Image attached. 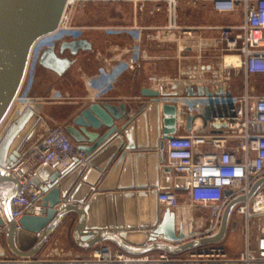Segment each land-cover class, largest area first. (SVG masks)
<instances>
[{"label":"water","instance_id":"1","mask_svg":"<svg viewBox=\"0 0 264 264\" xmlns=\"http://www.w3.org/2000/svg\"><path fill=\"white\" fill-rule=\"evenodd\" d=\"M66 3L67 0H0V126L21 89L32 49L37 41L57 30ZM65 49L77 54L80 49H91V44L84 38L63 40L59 50L54 46L43 49L39 63L62 73L70 64L68 58L61 57ZM188 92L209 97L215 94L208 86L198 87L197 91L191 87ZM141 95L148 97L149 102L143 103L134 115H130L131 109L125 103L96 101L85 104L65 123L66 131L84 156H74L64 169H59L58 163L31 168L29 184L40 190L38 198L44 210L41 215H23L18 224L11 216V203L21 182L5 175L2 169L12 168L25 157L21 148L42 116L28 105L11 119L0 135V209L4 212L0 217L1 257L6 254L1 246L3 239L15 254L35 256L70 212L78 215L74 234L77 243L84 247L111 240L129 253L192 249L195 250L192 254H201L204 251L200 246L223 240L229 213L243 198L228 203L215 235L195 237L186 232L183 223L177 225L172 209L163 210L159 205L160 190L173 187L171 177L161 174L160 163L167 140L177 132L179 113L186 118V128L192 130L195 113L201 117L203 126H209L213 117L235 115L229 110L232 102H217L190 111L188 107L179 110L175 104L162 103L158 89L143 87ZM186 110L190 113L186 114ZM213 122L218 131L227 126L225 121ZM29 169L23 167V171ZM184 184L183 178L175 179L176 188ZM114 189L117 191H110ZM105 191L110 192L108 197L116 203L117 216L121 212L117 203L119 199L123 201L124 220L115 217L112 223H100L91 215L97 198L94 194ZM89 193H93L91 200L80 206ZM230 193V189L225 190V196ZM158 238L165 243L157 242Z\"/></svg>","mask_w":264,"mask_h":264},{"label":"crops","instance_id":"2","mask_svg":"<svg viewBox=\"0 0 264 264\" xmlns=\"http://www.w3.org/2000/svg\"><path fill=\"white\" fill-rule=\"evenodd\" d=\"M157 6H160L159 10H156ZM190 13H193V16L196 15L197 18L190 20ZM177 15V24L181 26L233 25L239 24L243 20L241 10L219 13L209 4L194 7L190 4V0H178ZM72 23L76 27V31L84 29V33L76 38L86 39L91 44V49H80L77 54H71L69 49H65L61 57L68 58L70 64L62 73L41 65L39 63L40 53L38 57L40 68L32 80L33 87H31L32 94L39 97L40 100L35 105L31 103V100L26 106H32L42 116V119L21 148V153L26 157L32 148L41 144L43 136L53 127L51 121L59 122V124L70 122L79 110L90 102L125 103L131 109L130 115H134L143 103L149 102L148 97L141 95V89L151 87L160 91L162 103L175 104L179 110L181 107L205 104L203 95L200 93L189 95L188 91L191 87L197 91L198 87L210 86L207 84L210 83L208 79L196 84L182 80L184 73L180 69L182 60L190 58V55L195 53L199 55V52L195 49L182 51L180 30L167 29L169 12L166 1L82 0L75 6ZM134 24L143 27V31L138 37L133 36L124 28ZM173 32H176V37ZM201 36L213 38L217 37L218 33L215 30L204 29L201 31ZM72 39L75 38H63L54 47L59 50L63 40ZM221 57L222 54L218 48L204 51L202 55L198 56V63L210 65V69L206 73L211 76L218 66L222 70L224 69V66H220ZM131 58L137 59L133 69L128 67ZM226 70L224 69L225 72ZM231 71L232 76L228 89L225 86L218 88L211 85L210 90L218 91L220 89L223 94L228 91L231 94H242L246 88L245 69L236 68ZM152 77H157V81L151 80ZM248 88L252 97L264 96V73L249 75ZM53 92L56 93V96L51 97ZM189 113L190 111L186 110V114ZM195 118L194 129L188 130L186 118H183L179 113L175 135L191 133L209 135L214 132L211 126L202 125L201 117L196 113ZM75 143L77 147L78 143L76 141ZM204 148L215 151L209 145ZM226 148L237 156L241 154L238 138H230L226 143ZM76 156L82 158L84 155H81L77 149ZM166 159L165 149L162 153L160 171L162 175L171 177L173 183L171 189L164 190H173L179 197V206L172 208L176 213L177 225L183 223L186 232L194 234L195 237L215 235L219 230V225H216L211 209L194 203L182 187L176 188L177 175L165 170L162 166ZM27 168L31 170L35 167L28 165ZM108 191L94 194L97 198L93 204L91 215L100 223H112L115 217L116 220L117 218L124 220L123 201L119 199L117 203L121 211L117 216L114 212L116 203L108 197V193H110ZM110 191H117V189ZM92 194H86V199L79 205L83 206L91 200ZM99 195L101 198H98ZM159 205L163 210L167 209L160 203ZM77 219L78 215L75 212H70L57 224L40 251L34 256L40 261V264H64V261L69 258H86L102 247H108L112 253L122 252L135 258V264H223L222 261L209 258L205 254H192L195 251L192 249L186 251L152 249L143 253H129L119 248L111 240H102L92 246L84 247L78 244L75 239L74 229ZM243 231V216L235 210L230 211L226 235L220 242L225 247L228 257L237 258L242 252L244 248ZM258 236L259 231L253 223L251 228L253 244ZM35 240L29 247H32ZM157 242L165 243L162 238H158ZM166 243L172 244L171 242ZM214 245L213 243L205 244L199 249L207 251ZM1 246L6 251L5 256H17L7 246L5 239L2 240Z\"/></svg>","mask_w":264,"mask_h":264},{"label":"built area","instance_id":"3","mask_svg":"<svg viewBox=\"0 0 264 264\" xmlns=\"http://www.w3.org/2000/svg\"><path fill=\"white\" fill-rule=\"evenodd\" d=\"M76 1L67 0L54 33L62 29L76 30V27L68 25L70 7ZM155 1H166L169 12L167 29L180 30L182 51L195 49L202 55L204 51L218 48L222 53L219 64L228 71L225 72L218 66L211 75L212 78L208 79L210 83L207 84L218 88L225 86L228 89L231 70L245 69L246 88L242 94H231L230 91L218 94L220 89L211 90L215 93L214 96H202L206 101L204 105L199 103L195 107L188 106L190 111H194L217 102L231 101L233 106L229 110L235 112V115L213 117V121H225L227 126L218 131L211 121L209 126L214 130L212 134L191 133L175 135L168 139L167 159L162 166L184 179L182 189L190 195L194 203L211 209L219 227L228 203L243 198L231 209L241 214L244 219V248L240 255L237 258L228 257L225 247L220 243L222 240L213 243L214 246L199 255L205 254L209 258L222 261L223 264H264V96L252 97L248 88L249 75L264 73V0H190L194 7L209 4L219 13L237 10L243 13V20L239 24L210 26L178 25V0ZM159 9L160 6H157L156 10ZM124 28L136 37L143 31V27L137 24ZM204 29L215 30L218 36L202 37L201 31ZM173 35L176 37V32H173ZM233 56L238 57V62L229 67L226 65V59ZM136 63L137 59L131 58L128 67L133 69ZM203 65L200 72L191 73L193 78L198 73L202 77L210 69V65ZM151 80L157 81V77H152ZM199 82L196 81L194 84ZM230 138L239 139L241 152L239 156L227 150L226 143ZM206 145L215 151L206 150L204 148ZM76 154L75 141L66 131L65 124H59L46 132L41 144L32 148L27 157H23L10 169H2L5 175L15 177L21 182V188L11 203V216L17 224L23 215H41L44 210L38 198L40 190L29 184L32 170L23 171V167L58 163V168L64 169L71 164ZM80 154L84 155L83 152ZM226 189L231 190L228 196H225ZM158 201L163 207L170 209L179 206V197L173 190H160ZM3 215L4 212L0 209V217ZM253 223L259 231L255 244L251 241ZM0 264H40V261L34 256H3L0 257ZM64 264H135V258L122 252L112 253L108 247H102L86 258L66 259Z\"/></svg>","mask_w":264,"mask_h":264},{"label":"rangeland","instance_id":"4","mask_svg":"<svg viewBox=\"0 0 264 264\" xmlns=\"http://www.w3.org/2000/svg\"><path fill=\"white\" fill-rule=\"evenodd\" d=\"M73 0H70L72 2ZM82 0H77L73 6L70 7V16H69V24L72 27H75L72 23V13L75 10V6H77ZM191 15L189 16L190 20H194L197 17L193 16V13H190ZM84 33L83 30L76 31L73 28L70 29H62L60 32L57 33H51L43 38H41L37 43L35 44L34 48L32 49V53L30 56V60L28 63V67L26 70V74L24 77L23 84L21 86V89L17 95V98L7 114L6 118L4 119L3 123L0 126V135L2 131L4 130L5 126L11 121V119L19 112L22 111L26 107V104L31 102L32 104L35 105L38 100H40L39 97H36L35 95L32 94L33 89V79L37 74L38 69L40 68V65L38 63V57L41 53V51L46 48L47 46H56L58 42H60L63 38H76L77 36H80ZM222 54V53H221ZM198 53H195L193 55H190V58L186 60H182V63L180 65V69L183 70V75H182V80L185 82H201L207 79L212 78L211 76H208L207 73L205 72L203 76L201 77L200 74L196 75L194 78L192 77L191 73L194 74V72H200L202 65L201 63H198ZM202 58V57H201ZM204 66V65H203ZM207 66V65H205ZM228 70H226L227 72ZM225 77V75L223 74ZM232 76V75H231ZM201 77V78H200ZM56 96V93L53 92L51 97ZM51 125H59V122H54L51 121Z\"/></svg>","mask_w":264,"mask_h":264},{"label":"bare ground","instance_id":"5","mask_svg":"<svg viewBox=\"0 0 264 264\" xmlns=\"http://www.w3.org/2000/svg\"><path fill=\"white\" fill-rule=\"evenodd\" d=\"M237 62H238V57H236V56L228 57L226 59V65L229 67H232V65H236Z\"/></svg>","mask_w":264,"mask_h":264},{"label":"flooded vegetation","instance_id":"6","mask_svg":"<svg viewBox=\"0 0 264 264\" xmlns=\"http://www.w3.org/2000/svg\"><path fill=\"white\" fill-rule=\"evenodd\" d=\"M56 47V46H55Z\"/></svg>","mask_w":264,"mask_h":264}]
</instances>
